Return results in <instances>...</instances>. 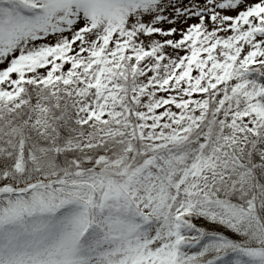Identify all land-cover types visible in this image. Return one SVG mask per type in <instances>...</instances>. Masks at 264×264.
<instances>
[{
    "label": "snow or ice",
    "instance_id": "1",
    "mask_svg": "<svg viewBox=\"0 0 264 264\" xmlns=\"http://www.w3.org/2000/svg\"><path fill=\"white\" fill-rule=\"evenodd\" d=\"M0 65V264H264V0H0Z\"/></svg>",
    "mask_w": 264,
    "mask_h": 264
},
{
    "label": "rangeland",
    "instance_id": "2",
    "mask_svg": "<svg viewBox=\"0 0 264 264\" xmlns=\"http://www.w3.org/2000/svg\"><path fill=\"white\" fill-rule=\"evenodd\" d=\"M250 2H256V0H250ZM244 6H245V5L242 4V5L240 6V8L237 9V11H238V10H241ZM229 14H231V15H235L236 13H235V12H231V13H229ZM0 67H3V65H0Z\"/></svg>",
    "mask_w": 264,
    "mask_h": 264
}]
</instances>
